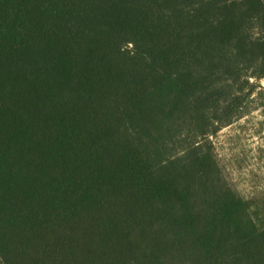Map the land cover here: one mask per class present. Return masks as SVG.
Instances as JSON below:
<instances>
[{
	"label": "trees",
	"instance_id": "16d2710c",
	"mask_svg": "<svg viewBox=\"0 0 264 264\" xmlns=\"http://www.w3.org/2000/svg\"><path fill=\"white\" fill-rule=\"evenodd\" d=\"M263 78L264 0H0V264H264L209 140Z\"/></svg>",
	"mask_w": 264,
	"mask_h": 264
},
{
	"label": "rangeland",
	"instance_id": "374dc122",
	"mask_svg": "<svg viewBox=\"0 0 264 264\" xmlns=\"http://www.w3.org/2000/svg\"><path fill=\"white\" fill-rule=\"evenodd\" d=\"M251 83L242 116L209 138L219 171L244 200L264 198V78ZM192 141L193 135L183 133L175 152Z\"/></svg>",
	"mask_w": 264,
	"mask_h": 264
}]
</instances>
